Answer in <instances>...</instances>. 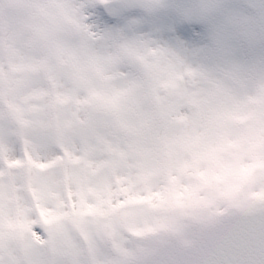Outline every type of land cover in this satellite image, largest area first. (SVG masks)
I'll return each instance as SVG.
<instances>
[{
    "label": "clouds",
    "instance_id": "clouds-1",
    "mask_svg": "<svg viewBox=\"0 0 264 264\" xmlns=\"http://www.w3.org/2000/svg\"><path fill=\"white\" fill-rule=\"evenodd\" d=\"M0 264H264V0H0Z\"/></svg>",
    "mask_w": 264,
    "mask_h": 264
}]
</instances>
